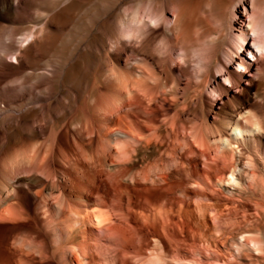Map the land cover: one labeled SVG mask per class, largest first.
<instances>
[{
  "label": "rangeland",
  "instance_id": "rangeland-1",
  "mask_svg": "<svg viewBox=\"0 0 264 264\" xmlns=\"http://www.w3.org/2000/svg\"><path fill=\"white\" fill-rule=\"evenodd\" d=\"M34 1L35 0H26L27 5L21 8V10H11L10 14L14 19L13 21L3 24L0 23V198L4 200L11 187H14L21 192H27L29 196L27 201L22 203L26 210L23 219L17 218L14 221L8 220L0 222V238L4 239L5 241L7 240V242L9 241L10 243V241L12 242L14 241V239L19 240L20 238L24 237L29 242H36L38 244V247L43 244L44 239H47L51 246L47 248L48 251L46 250V253L49 252L48 254H50L51 251L55 250V254L54 258L50 262L45 259V262L42 264H85V262L87 261L83 260L81 257H78L75 254L74 244L66 239L69 234L70 228H65L68 225L65 222V219H71V212L70 207L67 203V198H65L63 191L59 189L58 192L55 193L56 197L53 196V198L51 197L52 199L49 198V203L47 201L48 204H45L40 198L34 199V197H32L33 195L31 192H33L36 187L32 183H29L27 180L32 176L33 173H36L38 177H40L41 179L43 178V180L47 182L51 183V181H54L56 184H58L59 182L61 183H59L58 185L64 184L63 186L65 187V190L67 192L73 190V185L69 183L67 179V182L64 179L66 177L63 176L62 170L65 168H69L71 174L77 175L76 171L73 169V166H77L76 161L81 158V151L79 150L78 152V149L81 147L88 148L90 150L88 151V153H94L93 155L97 157L99 155L97 152L102 154L103 152L100 149H102V147H106V141L104 140L105 132L114 131L111 132L110 135L112 136L113 133L116 134L117 132H120L119 135L118 133L116 135L118 137L122 134L120 138L118 137V140L116 136H113L116 139L115 141L119 144L123 143L126 140V142L124 143L125 145L126 143L128 144L126 145L128 146L126 147L128 148V150L125 148L128 153L126 152L127 155L123 156L122 152L121 154H119L120 152L118 153L116 150L112 149V152L110 151L111 153H109H113L112 157H108L109 159L107 158V162L109 164L115 165L116 168L118 166L119 172L129 170L134 176H136V179L139 177L136 180L139 183L144 182L141 180V178L143 179L145 173L146 178L148 176V179L151 181L150 178H155L159 173L157 171L158 168L164 170L166 169L165 173H167L168 176H171L167 179L169 185L172 184V186H170V189H173L175 187V190H171L175 191L172 192V195L178 202L182 204L186 202V208H192L190 210L195 211V214L191 216L190 221L194 224L195 231H198H196V238H198L199 242H201L200 245H203L202 243H206L205 239H207V241H212L213 243H215L214 240H216L215 244H218V241L220 243L225 242V238H230L232 236H234L233 240H240V236L237 232L241 233L243 229L241 230L240 228H243V225L246 223L242 216L244 214L249 215L250 218L248 220H255L258 217V211L256 210L255 205H258L259 203L264 205L263 190L258 191L256 195L248 191L245 192L242 197H236L234 199L228 198L227 194L218 188L208 191L206 197H204L203 199L201 197L197 198L194 193H189L188 196L185 197L181 195V186L187 185V188L193 191L194 189L190 185L196 179L190 176L188 168L189 163L185 159L180 157L183 149V141L180 140L181 144H178L174 139L179 135L184 136L182 134V130L184 127L201 128L206 123L214 124L212 119L208 118L202 111L197 112V115L199 117L198 118L193 109H187L188 113L190 114V119L186 120L184 117L186 109H182L183 98H185V96L186 98H189L195 92V87H197L195 86V78L193 77V81L190 85V87L192 88H190L189 91L187 90L185 92L184 86L188 77H182L183 79L180 78L179 80V78H175L169 72L167 74L166 72L168 70L166 69V62L161 66L152 65V62L147 58L150 57V54L149 56L143 55L131 57L130 53H123L121 52V50H118L122 49L123 46L120 45L122 48L120 46L119 48H116L114 46V40H118V38H121V41L123 40L122 42L126 45L125 47L129 49H137L138 44L139 46H141L140 41L138 42V40L143 39V37L141 38L139 35L141 33L137 32L138 34H135L136 36H132V38L131 36H129V38H131L129 40V38L123 36L121 31L119 30V19L125 13L132 14L135 11L146 14L150 11V13L155 12L159 16H166L162 19V21H159L157 23H161L160 25H154V23H151L149 20L147 21L145 19L146 26L144 29L146 30H144L143 32L148 33V35L150 36H153L154 39L153 44L150 48L151 52L154 53L151 57L155 56L154 58L158 59L159 52L162 50L166 53L162 57L165 58L167 62L170 61L168 57L169 55L172 54L174 59L177 57L175 60L176 63H179V66L176 67V64L175 66L174 64H172L174 68L178 69L180 67L183 69L185 68L188 70H193H189V72L191 73L194 72L195 69H197L195 68L197 67V63H201L203 66L207 65L216 79H218V81L220 82H224V79L222 77H219V74L216 72V64H218L217 61H223V53L225 49L231 46L235 51L242 52L244 50H237V44L239 41L237 33H239V31L243 28L248 29L247 33L249 35V38L253 40L256 37L255 32H257V30L255 29L256 31L254 32V27L248 25L250 18L244 13L243 16L247 17V23L244 22L245 25L240 24L239 29L234 27L235 22L239 18L238 16H236L235 7L237 5L239 6V3L244 1L248 9L249 0ZM56 5H58L59 7L57 8ZM172 6L178 8V12L182 18V27H185L188 30V33L186 31V34H180V40H182L181 42L185 41L182 44L179 40V35H177L178 40L176 41L178 44V48L179 45H181L183 50H178L174 53L169 51L170 48L166 50V46H171L173 42H171V40L166 36V18H172ZM256 8V19L254 26L264 23V0H256ZM61 9H63L62 12L66 13L64 14L65 17L63 22L57 24L56 26L50 27L46 32L40 34V31L42 29L41 27H43L50 19V12L52 10ZM249 12H252V8ZM148 25L150 26L148 27ZM16 26L18 28H16ZM256 28H259V26H257ZM34 30L38 35L37 41H40L44 35L47 36L48 39H50V44L32 51L30 54H25L29 52L30 46L28 42L31 41V39H29L28 42L24 41V39L29 34V31L31 33V31L34 32ZM12 37L13 40L11 41L12 43H14L12 44L10 41L7 44L6 39ZM18 38L23 39L22 44H20L21 39L19 40ZM15 39H17L18 41ZM184 43L186 45H184ZM25 46L26 48H28L27 50ZM20 47L21 50L20 52H18ZM139 48L140 47H138V49ZM251 50L257 53V50L253 44ZM3 52H8L9 55L8 53L4 54ZM185 52L189 54L191 58H189V64H187L188 66L186 64L183 65V60L181 61L180 59H178V56H181V54H184ZM14 53H18V55H20L19 61L16 60ZM19 53H21L24 57L22 58V55ZM116 54H119L121 57L122 61L120 64H117L115 62ZM202 55L204 58L202 57ZM136 57L138 58V60ZM140 57L142 58V60ZM199 57L202 59H199ZM247 59H251V61L253 60L251 55H249V58ZM136 60L138 61V64L140 63L139 67H137L138 65ZM143 61L145 63H143ZM148 61L150 62V64H148ZM169 63H171V61ZM144 64L146 65L147 69ZM127 66L128 68L132 67L134 74L133 83L138 82L139 84L137 83L138 85H135V87L138 88H134L133 83H130V88L128 87V90H126V92L123 90H119V87H121V85L118 79H120L121 73H123L124 71L125 73L127 72ZM190 67L193 69H191ZM234 68L236 69V67ZM153 69H156L155 71H158L154 72V74L157 73L155 78L154 75L150 72H153ZM143 70L146 75L144 74ZM237 70L240 69L237 68ZM147 74H150L149 77L153 75V77H150V81L148 80L149 78ZM141 77L145 78V80L143 79V82L141 80ZM146 81L148 82V84ZM210 81L211 82H209L208 84L209 86L207 85V87H205V91H208V88L214 86V78H211ZM146 84L148 86H146ZM131 87L134 88V91ZM139 88L140 90H137ZM115 111L118 112L114 114L115 116L112 117L111 113ZM105 114L107 116L106 119H108L109 115L112 117L111 120L104 122L103 120L105 118ZM195 118H197V120H195ZM34 121H37L38 123H35V126H37V130L33 131L30 134L26 130L25 125ZM172 121H175L173 122L175 127L173 130L168 126V123H172ZM103 130L104 133L102 134L101 131ZM123 133H127L131 136L130 139L128 138L129 141L123 136ZM134 133L137 136L134 135ZM100 134L103 136H100ZM133 136L136 137V140H131ZM32 140L34 142H32ZM17 141H19V143ZM81 144L83 146H80ZM46 147L48 148L46 149ZM61 148L63 150H61ZM24 149L28 151L27 155L30 156L29 160H26V168L30 171L33 170L34 172L22 173V179L18 181L14 180L15 183L10 182L9 185L4 188L3 185L7 184L4 176H2L4 167L8 166L14 153H17L18 150L19 152H23L25 151ZM7 150H11L9 153L10 155L12 154V156H6L5 153L7 152ZM37 150H40L41 152ZM33 152H37L36 154L38 156L36 154L32 156ZM79 153L80 155H78ZM115 154H119V157H117ZM31 156L35 158H32ZM67 159L72 160H69L68 163L66 162ZM100 159H104L103 155L100 157ZM7 161L9 163H7ZM156 163L159 165H157V167H155L154 169ZM39 164L41 166H39ZM45 164H47L46 166L48 168L45 166ZM67 164L70 167H68ZM151 166L153 167V170ZM185 166L187 167V169ZM42 167H45L44 170ZM71 168L73 169V171ZM102 168L104 169V167ZM40 170L44 175L40 174ZM51 170L53 172H51ZM107 172L108 170L106 169V173ZM142 173H144V175ZM155 173H157L156 176ZM47 174H53L54 178L51 177L49 181L48 177L50 176H48ZM187 174L190 177L186 176ZM41 175L45 178L47 175V180L44 177H41ZM13 176H15L16 178L19 177L16 173ZM21 180L23 181V183H21ZM55 180L59 181L56 182ZM179 181H182V184L177 183ZM102 182L99 192L93 195L94 197H92V200L95 204L98 203L100 205H103L100 206L96 204L98 208L111 210L113 214H116V216L119 217L118 218L114 215L117 220H122L120 217L126 214V194L123 192V189L120 186H116L117 188L114 187V190L112 184L108 181V179L105 180L103 178ZM67 187L69 188L67 189ZM136 187L137 186L134 185L133 187H130V189L132 190L131 194L134 195L135 198V205L133 208V214L135 218L138 219V221L140 220L139 210H141L142 208L147 212L148 215H150V218H152L155 213V209L151 207L150 204H155L158 200L146 193V189L140 190ZM171 191H168L169 194L171 193ZM213 192L214 194H216L215 196L213 195ZM210 196L212 197V199ZM199 198H201V200ZM196 200H199V202H197ZM14 201L15 200H13V202ZM196 202L197 204L199 203L198 206L195 205ZM189 205L191 206L189 207ZM0 206L1 208H4L5 204L1 202ZM46 206L48 209H46ZM198 207L202 208V210L203 208H205L204 212H201H207L208 215H206L207 213H205V215H201V212L199 214L198 212L196 213L195 208H197L198 211ZM43 209H45L46 211L44 210V212ZM94 209L98 211L97 208ZM96 211L93 210V212ZM123 211L125 212V214ZM214 215H220L218 217H221L222 215V217L218 219V217H214ZM200 216L208 217H204V220V218ZM209 216H211L213 219H211ZM200 218L204 221L202 222ZM50 219L53 221L55 220L54 224L56 225L54 231H52V228L49 227ZM216 221L219 223L220 221H223V223L221 222L220 224H217ZM236 221H238V223ZM57 222L59 225L57 224ZM254 222L252 221L247 229L250 230V232L252 231L253 234L261 237V240L264 243V222L260 225L262 226V228H259V225H253ZM198 223L199 228L201 227L200 229L197 228ZM201 223L203 226L201 225ZM204 223H208L207 226ZM205 226L208 228H205ZM251 226L252 228H250ZM94 227H96L95 229H97L96 231H98L97 236L99 237L100 242L98 244L99 250L97 252L98 258L101 261L100 264H120L121 260H125L126 264H149V262L151 264H157L155 263L158 262L157 260H155L157 258L150 256H145L137 259L134 255L130 254L126 258L123 257L122 259V256L119 254L120 248L117 247V245L114 243L116 242L115 236L111 237L110 235H107L100 231V229L97 228L98 226ZM244 229L246 230V227ZM219 231H222L221 233L223 234H221ZM200 233H202L203 235H201ZM219 234L222 237H219ZM207 237L210 239H208ZM128 251H130V249H128ZM216 254V256L213 255L216 258H225L229 255L225 253ZM161 255L163 256L161 257V264H177L175 263L176 261L171 259L170 255H168L167 253H163ZM37 256L38 255L35 254V262L39 261V258ZM238 257L236 258L237 263L239 262L240 264H264V254L259 256L257 253H255L252 261L251 258L247 257L246 254H241Z\"/></svg>",
  "mask_w": 264,
  "mask_h": 264
},
{
  "label": "bare ground",
  "instance_id": "bare-ground-1",
  "mask_svg": "<svg viewBox=\"0 0 264 264\" xmlns=\"http://www.w3.org/2000/svg\"><path fill=\"white\" fill-rule=\"evenodd\" d=\"M26 5H27L26 0H0V23L3 24V23L13 21L14 19L12 18L10 11L13 9L16 11H19V10H21V8L25 7ZM56 6H57V8L59 7L58 5H56ZM238 7H244L245 8L244 14L248 15V17L250 18L248 25L251 27L253 26L254 27L253 31L255 32L257 30V32H255V34H256L255 39L252 40L251 38H249V35H248L247 31H245L244 28L242 30H240L239 34L237 35L238 40H239L238 44H237V50H243V49L244 50L242 52L235 51L233 49V47L230 46L227 49H225V51L223 53V57H224L223 61H217L218 64H216L217 65L216 72L219 74V77H222L224 79L223 80L224 82L218 81V79H216V77L211 73V71L209 70L207 65L203 66L201 63H197L196 64L197 67H195L197 69L194 68L195 71L191 73V72H189L190 69L188 70V69H185V68L183 69L180 67L178 69L174 68L172 66V64H174V66L176 64V67H177V66H179V63H176L175 59L177 57L174 59L172 54L169 55V53H168V55H169L168 57H169V60L171 61V63H169L170 61L167 62L166 59L162 57L166 54L162 50L159 52V57L156 56V57H158V59H155L154 58L155 56L151 57L154 54L150 50L154 39H153V36H150V35H148V33L143 32L144 30H146V29H144L146 26L145 19L147 21L149 20L151 23H154V25H155L159 21H162V19L165 18L166 16H159L155 12L150 13V11H149V13H146V14L142 13V12H135L134 11L133 13L131 12L132 14L125 13L119 19L118 26H119V28H120L119 30L121 31L123 36H125L126 38L127 37L129 38V36H131V38H132V36H136L135 34L141 33L139 35L141 38L143 37V39L138 40V42L140 41V43H141V46H139V44L137 43L138 47H140L139 49H138V47H137V49H129V48L125 47L126 45L122 42L123 40L121 41V38H118V37H117L118 40H116V39L114 40L115 41L114 46L116 48H119V46L122 45L123 48L120 46L122 49H118V50H121V52H123V53L124 52L130 53L131 57L132 56H143V55L149 56V54H150V57H147V58H148V60H150L152 62L151 64L154 66H159V65L161 66V65L165 64V62H166V66H167L166 69L168 70L166 72L167 74L169 72L175 78L176 77L179 78V80L182 77H186V78L188 77V79L186 80V84L184 86L185 92L187 90L189 91V89L192 88V87H190V85H191V82L193 81V77H194L196 80L195 86H197V87H195V92L193 93V95L191 97L186 98V96H185V98H183L182 109H186L185 113H184V117L186 120H189L190 114L188 113L187 109H193V111H194V113H196V115H197L198 111H202V112H204V114L208 118L212 119V121L214 122V124L206 123L201 128L184 127L182 130V134L184 136L181 135L182 136V138H181V136L179 135V136L175 137V139H174L178 144L180 143V140L183 141V149H182L180 157L185 159L189 163L188 168H189L190 176L196 179L190 185L194 189L193 191L189 190V188H187V185H182V186L180 185L181 186V190H180L181 195H183L184 197L188 196L189 193H194V195L197 198L201 197L203 199L204 197H206V194L208 191L215 190V188H218V189L224 191L227 194L228 198H232V199H234L236 197H242V195H244V193L248 192V191L252 192V194H254V195H256L258 191H261V190L264 191V23L257 25V26H259V28H256L257 27L256 25L254 26L255 19H256L255 18L256 17V9H257L256 8V0H251L252 12H249L244 1H242L239 3V6L237 5L235 7L236 16H238L237 15ZM62 10L63 9L52 10L50 12V19L48 20V22L43 27H41L42 29L40 31V34L46 32L50 27L56 26L57 24L63 22L64 17H65L64 14H66V13L62 12ZM144 11H145V8H144ZM171 12H172V15L171 14L170 15L172 16V18H170V19L166 18V21H167L166 22V24H167L166 36L171 40V42L172 41L173 42H172L171 46L170 45H169V47L166 46V50L170 48L169 51L174 53L178 50H183L181 45H179V48H178V44L176 41V40H178L177 35H179V40H180V38H181L180 36L182 35L181 33L186 34V31L188 33V30L185 27H182V18L178 12V8L175 6H172ZM48 13H49V11H48ZM259 17H260V15H259ZM160 24H157V25H160ZM240 24L245 25L244 21H242V20L240 21ZM149 26L150 25H148V27ZM188 26H190V25H188ZM16 28H18V27L16 26ZM34 29H36V28H34ZM32 31H31V33L29 31V34L24 39V41H27V42L29 39H31V41L28 42L29 46H30L29 52L25 53V54H30L32 51H35L39 48L45 47V46L50 44V39H48L47 36H44V35L41 39L42 41L41 40L37 41L38 35L35 32V30H34V32H32ZM187 35H189V34H187ZM187 35H184V36H187ZM21 38H23V37H21ZM21 38H18V39L20 40ZM131 38H129V40ZM187 39H188V37H187ZM6 40H7V44H8V42L13 40V37L7 38ZM15 40H17V39H15ZM22 40L23 39L20 40L21 41V43L19 42L20 44H22V42H23ZM251 40H252V44L255 46V48L257 50V53H255L253 50L247 48V45H248L249 41H251ZM134 41H135V39H134ZM181 41L182 40H180V42ZM136 42H137V39H136ZM183 42H185V41H183ZM183 42H181V44ZM11 43H12V41H11ZM186 44H187V42H186ZM186 44L184 43V45H186ZM187 47H189V46H187ZM25 48H26V46H25ZM27 49L28 48H26V50ZM161 49H162V47H161ZM20 50H21V47L19 48L18 52H20ZM245 50H247L249 52V55L252 56V59H253L252 61H251V59L249 60L242 55V53ZM6 51H7V49H6ZM3 53L7 54L6 52H3ZM9 53H8V55H9ZM181 53H183V52H181ZM19 54H21V53H19ZM14 55H15L16 60L19 61L20 55H18V53L17 54L14 53ZM23 57L24 56L22 55V58ZM200 57H199V59H202ZM202 57H203V55H202ZM189 58H190V56L186 52L184 54H181V56H178V59H180L181 61L183 60V62H184V63L182 62L183 65L189 64L188 63ZM133 60H131V61H133ZM137 60H138V58H137ZM141 60H142V58H141ZM141 60H139V61H141ZM192 60H194V59H192ZM121 61L122 60H121L120 55L116 54L115 55V62L117 64H120ZM144 61H143V63H145ZM135 64H136V62H135ZM139 64L137 61V65H138L137 67H139ZM148 64H150V62ZM19 65H20V63H19ZM125 65H126V62H125ZM190 65H191V63H190ZM210 65H211V63H210ZM144 66L146 67L145 64H144ZM234 67H236V69ZM237 68L240 70H237ZM121 69H120V71H121ZM127 69H128V70H126L127 72L125 73V71H124L123 73H121L120 79H118L120 82V85H121V87H119V90L126 91V90H128V87L133 83L134 74H133L132 67L128 68V66H127ZM146 69H147V67H146ZM191 69H193V68H191ZM153 70H154L153 72L152 71H150V72L154 75V78H155L157 73L154 74V72H158V71H155L156 69H153ZM190 71H193V70H190ZM141 72H142V70H141ZM143 72H144V70H143ZM148 73H149V70H148ZM144 74H145V72H144ZM149 75L147 74L149 79L146 76L145 77L150 81V77L151 76L153 77V75H151L150 77H149ZM211 78H214L215 84H213L214 86H211L210 88H208V91H205V89H206L205 87H207L209 82H211L210 81ZM143 79L145 80V78L141 79L142 82L144 81ZM156 79H157V77H156ZM137 83L138 82L133 83L134 88H138V87H135V85L139 84V83L138 84ZM147 84H148V82H147ZM147 84H146V86H148ZM134 88H132L133 91H134ZM137 90H140V88ZM184 90H183V92H184ZM130 91H131V89H130ZM142 92H144V91H142ZM117 112L118 111L111 113V116L112 117L115 116L114 114H116ZM102 116H104V115H102ZM111 116L108 115V119H106L107 116L105 114V118L103 121L106 122V121L111 120V118H112ZM197 117H198V115H197ZM195 120H197V118H195ZM173 122H175V121H172V123H168L169 128L172 130L175 128ZM35 123L38 124L37 121L36 122L34 121V122H30L27 125H25V128L28 131V133L31 134L33 131L37 130V126H35ZM182 126H183V124H182ZM42 127H43V125H42ZM108 127H109V125H108ZM106 129H107V125H106ZM113 130H114V128H113ZM101 132L103 134L104 130ZM111 132H114V131L105 132V139L104 140L106 141V144H105L106 147H102V149H100L103 152L102 154L97 152L99 154L97 157H95V155H93L94 153L93 154L91 152L88 153V151H90L88 148L81 147L78 149V152H79V150L81 151V158L78 161H76L77 166H75V167L73 166V169L76 171V174L78 176L71 174L69 168L64 167L65 169L62 170L63 176L66 177L64 179L65 180L67 179L69 181V183H71L73 185V190L70 189L71 191L67 192L65 190V187L63 186L64 184L58 185L60 182L58 184H56L54 181H51V183L47 182V181L43 180V178L41 179L40 177H38L36 173H33L32 176L29 177L27 180L29 183H32L36 187V189L33 192H31L33 195L32 197H34V199L40 198L42 200V202L45 204L47 203L49 198H51V197L53 198V196L56 197L55 193L58 192L59 189H61V191H63L65 198H67V203H68V206L70 207V212H71V219L70 220L65 219L66 220L65 222L68 224L67 227H65V228H70L69 234L66 237V239L74 244L75 254L78 257H81L83 260L87 261V262H85V264H100V262H101L98 258V255H97V252L99 250L98 244L100 243L99 237L97 236L98 231H96L97 229H95L96 227H94V226H98L97 228H99L100 231H102L103 233H105L107 235H110L111 237L115 236L116 242H114V243L117 245V247L120 248L119 254L122 256V259H123V257L126 258L130 254L134 255L137 259L141 258V257H145V256H150V257H156L157 259H155V260H157L158 262H155V263L161 264L160 263V262H162L161 257H163L161 254L167 253L168 255H170L171 259L176 261L175 263H177V264L178 263H180V264H238L239 262L237 263L236 258L241 254H246L247 257L251 258V261L253 260V256L255 253H257L259 256L264 254V243L261 240V237H259L256 234H253L252 231L250 232V230L247 229V227L250 226V223H252V221L253 222L255 221L253 223V225L255 224L257 226L258 225L260 226L264 222V205H262L260 203H259L260 205L259 204L255 205L256 210L258 211V217L255 220H253V219L248 220L250 218V216L246 215V214H244L242 216V218L246 221V223L243 225V228H240L241 230L242 229L243 230L241 231V233H239L235 230L239 234L240 240L235 241V240H233L234 236H232L230 238H225V240H226L225 242L220 243L218 241V244H215L216 240H214L215 243H213L212 241H207V239H205L206 243L205 244L202 243L203 245H200L201 242H199L198 238H196V231L197 230L195 231L194 224L190 221L191 216L195 214V211L190 210L192 208H190V209L188 207L186 208L185 207L186 202L183 203L184 204V206H183V204L178 202L175 199V197L172 195V192H175V191H171V190H173L175 187L173 189H170V186H172V184L169 185V182L167 179L170 178L171 176H168L167 173H165L166 169L165 170L161 169V168H158V170L156 169L159 173L158 174L155 173V176H156V174H157V176L155 178H150L151 181L148 179V176L146 178V176H145L146 171H145L144 172L145 175H144V173H142L144 175L143 179L141 178V180L144 182L139 183L138 181H136L139 177L136 179V176H134L129 170H124L122 172H119L118 166L116 168L115 165L109 164L107 162V160L109 159L108 157H110V156L112 157L113 153L109 154L112 152L111 151L112 149L116 150L118 153L120 152L119 154H121V152H122L123 156L124 155L126 156L128 153L126 151V149L128 150V148H126V147H128V146H126L128 144L126 143V145H125V143H124V142H126L125 139H124L125 141L120 140V141H124L123 142L124 144L123 143L119 144L118 142L115 141L116 139L114 138V136H116L117 133L119 135L120 132H117L116 134L113 133L114 136L110 135ZM128 132H129V130H128ZM127 133H123V136L127 139L128 138L130 139L131 136ZM134 135H136V134L134 133ZM27 136H28V134H27ZM100 136H103V135L100 134ZM121 136H122V134H121ZM121 136H118V137L120 138ZM118 137H117V140L119 139ZM129 139H128V141H129ZM132 139L136 140V137L133 136L131 138V140ZM17 142L19 143V141H17ZM32 142H34V141L32 140ZM15 144H17V143H15ZM23 145H25V144H23ZM80 146H83V145L81 144ZM31 148H32V146H31ZM47 148L48 147H46V149ZM62 148H61V150H63ZM77 148H78V146H77ZM19 150L17 153H14L13 156H12V154L10 155V153H9L11 150H7V152L5 153L6 156H8V155L12 156V159H11L10 163L7 161V163H9V164H8V166L4 167V171L2 172V174H3L2 176H4V178L7 182L6 185H3L4 188L7 187L10 182L15 183L14 180L18 181V180L22 179L23 178V176H21L22 173L34 172L33 170L30 171L26 168V163H27L26 160H29V157H30L27 155L28 151H26L24 149L25 151L19 152ZM37 151H40V150H37ZM63 152H65V151H63ZM74 152H72V153H74ZM31 153H29V154H31ZM36 153L33 152L32 156H34V154H36ZM97 153H96V155H97ZM119 154L118 155L115 154V155L117 157H119ZM78 155H80V153ZM102 155L104 157L103 160L100 159V157ZM32 158H35V157H32ZM5 159H7V158H5ZM117 159H119V158H117ZM69 160H72V159H69ZM69 160L67 159L66 162L69 163ZM177 161H179V160H177ZM2 163H4V162H2ZM40 164H39V166L42 165V164L41 165ZM62 164H64V163H62ZM46 165L47 164H45V166ZM155 165L156 166H154V169L159 164L156 163ZM2 166H4V165H2ZM67 166H68V164H67ZM100 166H101V168H100ZM68 167H70V166H68ZM102 167H104V169ZM42 168L44 170L45 167H42ZM33 169H37V168H33ZM73 169H72V171H73ZM106 169L108 170L107 173H106ZM186 169H187V167H186ZM58 170H60V169H58ZM152 170H153V167H152ZM184 171H185V169H184ZM39 172H40V174H42L41 170ZM51 172H53V171L51 170ZM167 172H169V171H167ZM15 173L18 174V176H19L18 178L13 176V175H15ZM47 173H49V172H47ZM56 173H58V172H56ZM42 175H44V174H42ZM42 175H41V177H44ZM47 175H46V178H47ZM48 176H50V177H48L49 181H50V178L53 177V174L48 175ZM186 176H188V174ZM190 176H188V177H190ZM103 178L105 180L108 179V181L112 184L113 189H114V187L117 188L118 186H120L123 189V192L126 194V205H127L126 206V214L123 211L125 215L124 216L121 215L122 217H120V218L122 220H117L114 217V215L116 216V214H113L111 210L98 208L96 206V204H98V203L95 204L94 201L92 200V197H94L93 195L95 193L97 194L99 192ZM181 179H183V178H181ZM59 180H55V181L57 182ZM67 180H66V182H67ZM169 180H171V179H169ZM181 182L182 181H179L177 183L180 184ZM21 183H23L22 180H21ZM135 184H137V185H135ZM67 185H69V184H67ZM133 185L137 186L136 188H139L140 190L146 189L147 190V191L145 190L146 193H148L150 196L155 197L158 200L157 203L150 204V206L155 209V213H154L152 218H150V215H148L147 212L143 208L142 209L140 208L141 210H139L140 220L138 221V219L135 218V216L133 214V212H134L133 208L135 205V198H134V195L131 194L132 190L130 189V187H133ZM68 188L69 187H67V189ZM169 190L171 191L170 194L168 192ZM213 195L215 196L216 194H214V192H213ZM28 197L29 196H28L27 192H21V191H18L16 188L11 187L9 192L6 194V197L4 198V200L0 198V204H1V202H3L5 204L4 208H1V206H0V222L8 221V220L14 221L17 218L23 219V217L26 213V210H25L24 206L22 205V203L27 201ZM201 198H199V199L201 200ZM211 199H212V197H211ZM13 200H15L16 202L15 201L13 202ZM196 201L199 202V200H196ZM197 202L195 205L198 206L199 203L197 204ZM48 203H49V201H48ZM194 203H195V200H194ZM200 204H203V203H200ZM98 205H100V204H98ZM190 206L191 205H189V207ZM211 206H212V204H211ZM200 207H198V211H197V208H195L196 213L198 212V214L201 211L204 212V209H205V208H203V210H202V208H200ZM94 208H97L98 211H96ZM46 209H48L47 206H46ZM92 209L96 212H93ZM44 210L45 209H43V211ZM116 213H117V211H116ZM205 213H207V212H205ZM205 213L201 212V215H205ZM206 215H208V213ZM222 215H221V217H222ZM218 216H220V215H218ZM218 216L214 215V217H218ZM116 217H118V216H116ZM200 217H203V216H200ZM204 217L207 218L208 216L207 217L204 216ZM209 217L211 219H213L211 216H209ZM221 217H218V219ZM28 218H29V215H28ZM205 218H204V220H205ZM210 218H208V219H210ZM200 220H201V218H200ZM204 220H201V221L203 222ZM54 221L50 219V222H49L50 226L48 225L49 227L52 228V231L55 230L56 224H54ZM238 221H236V222L238 223ZM247 221H248V223H247ZM58 222H57V224H58ZM221 222L223 223V221H220V223ZM218 223L219 222H217V224ZM207 224H205V225L207 226ZM225 224H226V222H225ZM195 225H196V223H195ZM197 225H198L197 228L200 229L201 227L199 228V223ZM201 225H202V223H201ZM206 226H205V228H208ZM245 227H246V230L244 229ZM250 228H252V226ZM259 228H262V226H260ZM202 229H204V228H202ZM234 229H233V231H234ZM220 230H221V228H220ZM58 232H59V230H58ZM99 234H100V232H99ZM200 234L203 235L202 233H200ZM221 234H223V233H221ZM60 235H61V233H60ZM220 236L221 235L219 234V237ZM241 237H243V239H241ZM202 238H203V236H202ZM56 239H57V236H56ZM208 239H210V238H208ZM59 241H60V239H59ZM12 242L10 241V243H9V241L7 242V240L5 241L4 239L0 238V264H36V263L42 264L45 262V259L50 262L54 258L55 250L51 251L50 254H48L49 252L46 253L47 248H49L51 246L47 239H44L43 244L40 243L41 245L39 247H38V244L36 242H33V241L29 242L24 237L20 238L19 240L14 239V241H12ZM69 245H70V243H69ZM61 247H63V246H61ZM158 248L160 249V251ZM128 249H130V251H128ZM216 253H225V254H229V255H228V257H225V258H222V257L216 258L215 257L217 255ZM35 254L38 255L37 256L39 258L38 262H35ZM213 255H215V256H213ZM233 258H235V259H233ZM238 258H240V257H238ZM36 260H37V258H36ZM120 264H126V261L121 260ZM142 264H146V263H142ZM149 264H151V263L149 262Z\"/></svg>",
  "mask_w": 264,
  "mask_h": 264
},
{
  "label": "snow or ice",
  "instance_id": "snow-or-ice-1",
  "mask_svg": "<svg viewBox=\"0 0 264 264\" xmlns=\"http://www.w3.org/2000/svg\"><path fill=\"white\" fill-rule=\"evenodd\" d=\"M248 9L249 11L251 10V0H249L248 2ZM245 11V8L244 7H238V10H237V15L239 17V19L235 22L234 24V27L239 29L240 28V21L243 20L245 23H247V17L243 16V13ZM245 31H248V29L246 28ZM239 34V33H237ZM247 48L248 49H251L252 48V44H251V41H249L248 45H247ZM242 55L245 57V58H249V52L247 50H245ZM238 62V61H237ZM241 239H243V237H241Z\"/></svg>",
  "mask_w": 264,
  "mask_h": 264
}]
</instances>
